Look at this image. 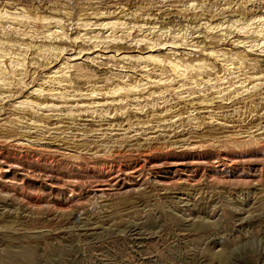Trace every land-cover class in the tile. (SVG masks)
<instances>
[{
	"label": "rangeland",
	"instance_id": "374dc122",
	"mask_svg": "<svg viewBox=\"0 0 264 264\" xmlns=\"http://www.w3.org/2000/svg\"><path fill=\"white\" fill-rule=\"evenodd\" d=\"M0 264H264V0H0Z\"/></svg>",
	"mask_w": 264,
	"mask_h": 264
},
{
	"label": "bare ground",
	"instance_id": "6f19581e",
	"mask_svg": "<svg viewBox=\"0 0 264 264\" xmlns=\"http://www.w3.org/2000/svg\"><path fill=\"white\" fill-rule=\"evenodd\" d=\"M222 25H223V24H222ZM219 26H220V25H219ZM243 64H244V63H243ZM243 64H242V65H243ZM239 65H240V64H239ZM242 65H241V66H242ZM180 67H181V66L176 67V68L178 69V68H180ZM182 67H183V66H182ZM182 67H181V68H182ZM245 88H247V87H245ZM115 93H116V92H115ZM228 99H229V98H228ZM228 99H224V100H228ZM230 99H232V98L230 97ZM236 102H237V101H234V100H233V102H231V103L233 104V103H236ZM229 104H230V103H229Z\"/></svg>",
	"mask_w": 264,
	"mask_h": 264
}]
</instances>
